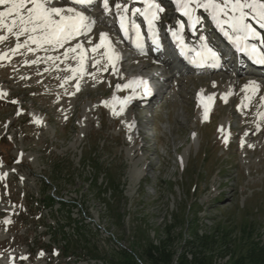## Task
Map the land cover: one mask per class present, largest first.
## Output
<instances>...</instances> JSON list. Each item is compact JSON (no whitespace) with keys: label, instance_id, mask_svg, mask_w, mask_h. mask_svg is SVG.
I'll return each mask as SVG.
<instances>
[{"label":"rangeland","instance_id":"1","mask_svg":"<svg viewBox=\"0 0 264 264\" xmlns=\"http://www.w3.org/2000/svg\"><path fill=\"white\" fill-rule=\"evenodd\" d=\"M18 44L0 48V93L6 94L0 96V136L10 139L1 146L6 157L0 153V240L7 246L0 258L21 264H109L107 256L123 264L130 259L132 264H189L193 256L194 264H227L244 235L264 244V136L246 143L239 127L248 121L262 125V93L252 106L256 110L239 108L247 104L239 99L236 110H219L203 126L206 118L192 107L197 104L193 79L176 88L185 94L186 86L190 99L175 96L155 111L117 106V85L125 82L114 77L128 73L116 70L100 78L76 62L67 66L72 75L66 71L58 82L25 58L12 59L23 52ZM237 132L239 138L233 136ZM90 147L122 190L119 202L110 199L112 210L102 201L109 192L97 196L105 176L94 183L96 172L83 160ZM43 180L50 182L45 186ZM55 199L68 202L71 216L86 217L88 225V236L78 237L67 257L57 232L46 231L52 218L61 216L57 205L43 209ZM244 222L251 223L247 234L241 231ZM224 225L228 233L221 243L217 236L224 234ZM65 229L74 241L76 230ZM195 232L210 235L202 237L203 246ZM159 242L164 246L158 254Z\"/></svg>","mask_w":264,"mask_h":264},{"label":"snow or ice","instance_id":"2","mask_svg":"<svg viewBox=\"0 0 264 264\" xmlns=\"http://www.w3.org/2000/svg\"><path fill=\"white\" fill-rule=\"evenodd\" d=\"M55 0H0V6H7L4 10H0V29L6 28L9 33H13L15 30L16 38L27 35V41L38 47L43 45H50L55 47H64L69 42L75 40L77 37L84 35L90 31L95 21L89 16L85 15L84 11L77 10L76 6L86 8L87 6L96 3V0H66V3L71 5L68 7H53L52 4ZM126 3V0H124ZM176 5L182 10V14L193 23H198L199 18L193 19L196 9L203 8L205 11L211 10L212 18L223 27L224 24H231V28L234 33H243V37L237 36L235 43H239L241 39H247L249 37L259 41L260 46H264V33H260L250 23L247 22V18L251 15L253 19H257L260 28H264V2L262 0H175ZM143 3L147 5L146 8H135L131 15H142L148 21V26L151 29L154 26L155 21L159 19L158 13L164 12V8L160 7L159 4L155 3L154 0H143ZM194 5V7H193ZM114 7L117 10L121 9V3L116 2ZM229 8L232 13H238V15H229ZM103 9L108 12L110 9L109 0H103ZM220 14H223L227 19L221 21ZM120 28L122 31L127 32L128 30V16L129 8L124 7L122 12L117 13ZM8 17L12 19L10 22L7 20ZM133 29L137 33L139 38L138 25L133 22ZM182 30L184 25H179ZM172 35L176 37L181 47H184L183 39L179 36L178 32H173ZM225 36H229L228 32H224ZM107 34H101L100 44L96 45L92 51H96L104 45ZM6 37L0 36V40H4ZM256 44L251 46H245L242 48L255 63L264 65V48ZM21 47V45H17ZM81 43H76L74 47L68 48L65 52L67 56L68 52H76L82 49ZM200 57L199 60L193 61V63L203 64L207 59H217V53L205 45L203 53H197ZM51 59V57H50ZM116 59H119L117 56ZM83 57H81V61ZM140 83L144 86V95L149 94L147 88V81L134 80L128 84L123 85L124 88H131L134 84ZM252 90L258 91L260 85L255 81L250 82ZM121 86L117 85L119 89ZM249 85H245L244 91H248ZM6 95L0 93V96ZM116 99V98H114ZM132 97H127L122 103H127ZM212 97H209L211 100ZM248 99V97H246ZM16 103V101H12ZM123 109H121L122 111ZM264 119V116L261 117ZM227 142V141H226ZM3 177H0L2 179ZM9 220H5V223H9Z\"/></svg>","mask_w":264,"mask_h":264},{"label":"trees","instance_id":"3","mask_svg":"<svg viewBox=\"0 0 264 264\" xmlns=\"http://www.w3.org/2000/svg\"><path fill=\"white\" fill-rule=\"evenodd\" d=\"M8 142V141H6ZM10 149V144L7 145L6 150ZM91 147L87 153V155H85L83 158L84 161L88 162V164H90V166L93 169V172H96V176L94 178V183L97 182L98 177L100 174H104L105 176V180H104V187L102 190L97 191V196L98 198L102 197L101 195H103V197L101 199H103L106 196V193L109 192V196H108V200L103 199L102 201H106L105 205L107 206V208L109 210H112V203L111 202V198L113 200L117 199L116 202H119L120 197L122 195V190L119 188V184L116 182L114 176H112L111 174L108 173L109 168H107L105 166V164L101 163L99 158L96 156V153L94 151V154L90 151ZM93 181V179L91 180ZM45 186H47L46 184H44ZM48 198H53L51 196H49ZM47 199V197H46ZM53 201V200H51ZM51 204V202H50ZM60 204V211H61V216L57 219V225L59 227V229H61L64 232V227L68 226L74 230H76L75 235H73L72 237H74V241H72L70 238L68 237H63V241L61 242V245L64 246L66 245L65 249L68 251V247L69 246H76L77 242H78V237L84 236V238H86L88 236L86 227L88 226L86 223H84L85 218L82 220H78L77 218H74L71 216V205L66 204L63 201L59 202ZM118 219H120V215L118 214ZM191 226L193 227V223L191 224ZM189 227V226H188ZM217 228H219L217 226ZM226 228L227 226L224 225L223 230L225 231L224 234H222L221 232H219V237L218 239L220 240V242L222 243V240L225 238L224 236L228 233L226 232ZM251 228V223L248 225L245 222L242 224V228L241 231L244 232L245 234L248 233V230ZM243 233V234H244ZM193 238L197 239L199 241V245L203 246V243H201V239L202 237H209L206 236L207 234L201 235L199 236L197 234V232L193 233ZM201 237V238H200ZM216 237L213 233V238ZM227 237V235H226ZM211 239V240H212ZM195 240V242H198ZM151 243V242H150ZM188 241L185 242V245H187ZM190 243V242H189ZM159 246H156L154 248L155 253H158L159 248L162 247V245L164 246L163 242H159L158 244ZM70 248V247H69ZM85 249V248H83ZM83 249L81 250V252H83ZM250 250V252L248 251ZM89 253H91L92 255H94L95 251H93L91 248H89ZM159 254V253H158ZM97 258V255L94 256ZM105 260L107 262H109V264H123L122 263V259L118 260L117 262H115L114 260L110 258H108L107 256H105ZM195 257V255H194ZM101 258V257H98ZM181 258V253H177L176 255V259H180ZM193 258V256H191V259ZM189 260V264H194L195 260ZM133 262V259H130L129 262H127L128 264H132L130 262ZM135 263V262H134ZM101 264H104L103 262ZM107 264V263H106ZM177 264V263H175ZM227 264H264V244L261 243L260 240L258 239H254L253 236L251 237V234L248 235V237H246V235L243 236V241L241 242V244L238 246V252L235 253V255H233L231 261H229Z\"/></svg>","mask_w":264,"mask_h":264},{"label":"bare ground","instance_id":"4","mask_svg":"<svg viewBox=\"0 0 264 264\" xmlns=\"http://www.w3.org/2000/svg\"><path fill=\"white\" fill-rule=\"evenodd\" d=\"M5 7V6H4ZM3 29H0V32L2 31ZM27 35H24V36H20L19 38L20 39H22V38H25ZM10 37H11V33H9L8 35H7V37H6V39H4V40H1L0 41V43L2 44L3 42H9V43H11V39H10ZM72 42V41H71ZM70 43V42H69ZM0 44V45H1ZM26 46L24 45L22 48L24 49ZM2 50V49H1ZM63 50V47H55V48H52V49H49V50H47V51H49V52H53V53H56V54H58V56H59V59H55V58H45V57H42L41 58V61L40 62H36V63H33L34 64V68H37V70L39 69V70H41V73H43V74H47V75H50V76H53V77H56L57 79H55V80H57L58 82L60 81V80H62V74L64 73V72H66L67 70H64V69H61V71H58V70H55V69H53V67H54V65H56V64H58V65H63V63H64V61H67V60H70L69 58H68V56H66L65 55V53L62 51ZM96 50H98V48L96 49ZM40 49H38V48H34L32 51H30V53H29V56L32 54V53H40ZM25 52H24V50H23V52H20V53H18V55L17 56H13L12 57V59H16V58H18V57H25ZM119 57V59H116V57ZM111 58V59H110ZM139 57H137V56H135V57H133V56H131V55H129V56H127V57H123V56H121L120 54H116V53H114V52H112V54H111V56L110 57H102L100 60H98L97 62H94V63H92L91 65H90V67L92 68V69H99V68H101L102 70L101 71H99V70H96V74H98V75H101V76H104V77H110V72H111V69H113L112 67L113 66H117L118 68H119V70L120 71H122V72H126V73H128V75H129V77H133V73H139V74H142L143 72H145V70H147V69H151V68H155L156 66H157V62L156 61H152V60H145V59H142V61L140 62L139 61ZM4 61V60H3ZM140 63V66H139V68H137L136 67V65H138ZM49 66V67H47V66ZM115 75V74H114ZM119 76H121V75H119ZM47 77V76H46ZM126 79V74H125V77H123V79ZM197 79H200V77L199 76H197L196 77ZM227 79V77L226 76H221V77H216V76H209L208 77V79L206 80V82L205 83H203V85H204V87H205V89L206 90H210V89H212V86L211 85H209V83H208V80H213V81H215V87H217V86H220V84L221 83H223V81H225ZM131 80V79H130ZM229 80V79H228ZM227 80V81H228ZM128 81V80H127ZM230 81V80H229ZM113 82V81H112ZM116 82H118L119 84H121L120 82H121V79L119 80V78H118V76H116ZM233 83H231L232 84V86H233V88L234 89H238V88H244L245 89V85H249L250 86V81L246 78V77H244V76H241V77H239V79L238 80H233L232 81ZM57 83V82H56ZM114 83V82H113ZM219 83V84H218ZM60 85H61V82L59 83ZM114 85V84H113ZM121 86H122V88L121 89H119L118 91H117V93H118V95H122V96H124V94H128L125 98H127L128 96H130V97H132V92L134 91V86L133 87H131V88H124L123 87V84H121ZM262 86L264 87V83L262 84ZM251 89L252 88H250L249 87V89H248V91L247 92H251ZM104 92V91H103ZM102 92V93H103ZM127 92V93H126ZM59 93H60V91H59ZM95 98V97H94ZM124 98V99H125ZM135 98V97H134ZM184 99H189V97L188 96H184L183 97ZM124 99H123V101H124ZM136 99V101H134ZM135 99H133L132 100V103L131 104H135V103H137L138 105H137V107L138 108H141L140 106V99L139 98H135ZM128 101H130V100H128ZM228 101H230V100H228ZM120 105H124V103H120ZM140 105V106H139ZM133 110V109H132ZM134 113V112H133ZM132 113V114H133ZM133 116V115H132ZM179 119V118H178ZM231 128V127H230ZM242 131V130H241ZM238 133V132H237ZM263 133V131L261 130V129H258V128H256V127H251L250 128V130H249V132L246 134V136H247V138L250 140V139H253L255 136H257V135H259V134H262ZM235 134V133H234ZM236 136H239V133L236 135ZM236 138V137H235ZM239 138V137H238ZM179 149V148H178ZM147 150L149 151V148H147ZM150 163V165H152L153 163L152 162H150L149 160H148V164ZM3 214V211H0V215H2ZM2 217V216H1ZM5 245V244H4ZM14 245V244H13ZM9 246V245H8ZM5 247H7V246H5ZM9 248H10V246H9ZM5 256V255H4Z\"/></svg>","mask_w":264,"mask_h":264}]
</instances>
